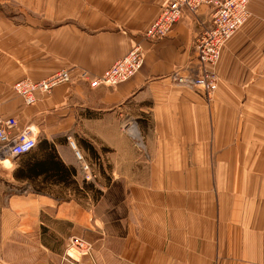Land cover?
I'll use <instances>...</instances> for the list:
<instances>
[{"label": "crops", "instance_id": "1", "mask_svg": "<svg viewBox=\"0 0 264 264\" xmlns=\"http://www.w3.org/2000/svg\"><path fill=\"white\" fill-rule=\"evenodd\" d=\"M166 2L0 1V117L33 128L38 143L56 141L77 172L57 198L0 163V264H73L64 259L72 236L93 243L96 264H264V0L251 1L249 19L209 69L218 80L211 96L182 80L201 74L194 45L212 8L186 12L149 42ZM136 44L145 62L130 81L92 88L81 80ZM62 69L72 82L32 106L14 92L22 79ZM129 124L144 150L125 134Z\"/></svg>", "mask_w": 264, "mask_h": 264}, {"label": "built area", "instance_id": "2", "mask_svg": "<svg viewBox=\"0 0 264 264\" xmlns=\"http://www.w3.org/2000/svg\"><path fill=\"white\" fill-rule=\"evenodd\" d=\"M252 0H167L162 8L158 20L145 32V39L155 42L169 35L174 26L183 18L186 12L196 15L200 8H212L211 26L204 29L197 37L194 45L195 55L198 58L202 71L196 78H185L183 83L195 88H201L211 95L218 89V80L209 69L215 66L221 57V52L232 36L247 22L250 17L249 5ZM145 51L140 44L123 58L116 61L101 76L90 78L86 72L81 80L89 82L90 87L116 88L133 79L143 68ZM70 70L62 69L49 77L32 81L22 79L15 83L14 92L23 99L25 105L32 106L38 101V94L48 95L55 88L72 82ZM125 133L137 146L144 150L145 146L135 126H125ZM38 145V136L31 127L20 128L16 117H0V160L16 159L33 151ZM71 146L76 149L75 143ZM77 158L83 161L79 151ZM85 180L92 182L95 177L89 165L83 166ZM88 257L92 264L94 260V245L84 237L72 236L69 238L64 259L73 264Z\"/></svg>", "mask_w": 264, "mask_h": 264}, {"label": "trees", "instance_id": "3", "mask_svg": "<svg viewBox=\"0 0 264 264\" xmlns=\"http://www.w3.org/2000/svg\"><path fill=\"white\" fill-rule=\"evenodd\" d=\"M56 144V141L41 140L33 151L18 157L14 177L18 181L28 182L29 186L33 185L36 193L58 198L62 195L61 187H69L74 182L72 174L76 176L77 172L65 165ZM83 185L82 192L90 190L89 184L84 182Z\"/></svg>", "mask_w": 264, "mask_h": 264}, {"label": "rangeland", "instance_id": "4", "mask_svg": "<svg viewBox=\"0 0 264 264\" xmlns=\"http://www.w3.org/2000/svg\"><path fill=\"white\" fill-rule=\"evenodd\" d=\"M1 1V0H0ZM199 89H201V88H199ZM203 90V89H202ZM205 91V90H204ZM205 93L207 94V92L205 91ZM208 96H209V94H207ZM212 95V94H211ZM210 95V96H211ZM131 125H133V126H135L134 124H131ZM124 131H125V126H124ZM126 132V131H125ZM126 134V133H125ZM144 144V143H143ZM145 148V147H144ZM83 156H84V154H83ZM1 164H2V166H4L5 167V170H8L9 168V170H11V168H13V167H15V166H17V159H7V160H2L1 162H0ZM98 164V163H97ZM99 165V164H98ZM98 165H96V166H98Z\"/></svg>", "mask_w": 264, "mask_h": 264}, {"label": "water", "instance_id": "5", "mask_svg": "<svg viewBox=\"0 0 264 264\" xmlns=\"http://www.w3.org/2000/svg\"><path fill=\"white\" fill-rule=\"evenodd\" d=\"M17 159V158H16Z\"/></svg>", "mask_w": 264, "mask_h": 264}]
</instances>
